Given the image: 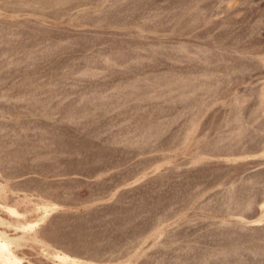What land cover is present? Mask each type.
I'll return each mask as SVG.
<instances>
[{"label": "rangeland", "instance_id": "rangeland-1", "mask_svg": "<svg viewBox=\"0 0 264 264\" xmlns=\"http://www.w3.org/2000/svg\"><path fill=\"white\" fill-rule=\"evenodd\" d=\"M0 264H264V0H0Z\"/></svg>", "mask_w": 264, "mask_h": 264}]
</instances>
